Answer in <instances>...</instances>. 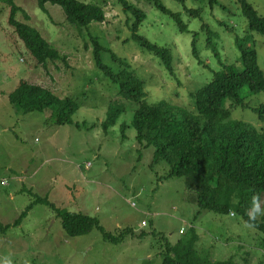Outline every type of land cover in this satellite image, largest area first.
<instances>
[{
	"label": "rangeland",
	"instance_id": "374dc122",
	"mask_svg": "<svg viewBox=\"0 0 264 264\" xmlns=\"http://www.w3.org/2000/svg\"><path fill=\"white\" fill-rule=\"evenodd\" d=\"M77 1L101 5L104 23L78 31L65 22L57 6L46 4V14L35 0H13L20 10L15 20L35 29L60 55L43 67L8 25L10 10L0 1V223L10 227L0 235V264H161L165 244L174 245L190 230L198 236V255L212 262L264 264L262 235L244 224L235 208L224 215L199 213L183 178H166L169 166L163 161L151 166L153 150L136 143L131 127L135 104L118 94L92 57L95 40L103 48L104 66L119 72L114 56L144 81L145 103L165 101L192 111L190 94L207 85L221 66L241 71L236 38L250 39L264 76V37L248 31L236 0H217L218 6L202 0H159L180 15L186 33L178 32L168 16L144 0H127L146 16L137 35L171 52L173 79L157 58L131 39L126 27L131 16L115 0ZM246 1L264 18V0ZM185 9L197 10L199 16L189 17ZM202 26L214 34L215 55L205 46ZM195 34L200 64L191 56ZM20 81L42 87L59 100L74 101L79 108L71 120L80 128L57 126L51 109L23 114L10 105L8 95ZM241 96L245 107H234L230 120L264 130V119L253 111L264 104V94L251 95L244 89ZM113 102L125 111L104 134L100 124ZM37 197L57 210L95 219L111 236L129 229L133 237L115 245L93 229L69 238L56 214L44 205H33L21 224L12 227Z\"/></svg>",
	"mask_w": 264,
	"mask_h": 264
},
{
	"label": "trees",
	"instance_id": "16d2710c",
	"mask_svg": "<svg viewBox=\"0 0 264 264\" xmlns=\"http://www.w3.org/2000/svg\"><path fill=\"white\" fill-rule=\"evenodd\" d=\"M0 1L10 10L8 25L38 65L43 67L47 62L60 59L59 53L35 29L15 20V15L20 10L13 0ZM35 1L38 10L43 13H46V4L60 8L65 22L78 31L86 29L91 23L102 24L105 21L104 9L99 4H85L77 0ZM115 1L123 13L131 16L126 23L131 39L142 52L157 58L166 73L175 79L173 57L169 49L151 44L137 35L139 26L146 19L145 14L127 0ZM144 1L168 16L178 32H187V26L180 15L171 13L159 0ZM174 1L184 4V0ZM202 1L210 6L219 5L217 0ZM236 1L246 20L248 31L264 37V18L246 0ZM198 12L185 9V14L189 17H198ZM202 28L206 30L205 46L215 55L214 34L205 26ZM246 38L235 39L241 71L236 72L232 67L221 66V70L213 74L207 85L198 89L195 94H190L192 111L165 101L145 103L144 81L124 61L114 56L112 60L118 63L120 71L113 72L104 66L100 61L103 48L95 40H92V57L94 66L111 84L117 86L118 94L135 104L131 127L135 131L136 143L142 149L153 150L151 166L163 161L169 166L166 178H183L185 189L197 205L199 213L205 211L224 215L231 208H235L243 223L262 235L260 246L264 250V130L258 132L248 124L230 120V111L234 107H245L241 96L244 89L251 95L264 94V76L257 65L256 52L249 45L250 39ZM196 41L195 34L190 44L191 56L200 64ZM8 102L23 114L41 113L51 109L57 126L73 125L80 128L79 124H74L71 120L79 106L71 99L59 100L50 91L37 85L20 81L8 95ZM124 111V106L116 102L108 106L106 116L100 124L104 134L116 124ZM253 111L260 120L264 119V104ZM124 128L122 125L121 129ZM33 205H44L53 211L60 220L64 234L69 238L86 235L93 229L98 230L103 241L110 244L116 245L127 237H133V232L129 229L121 231L117 236H111L98 226L95 219L57 210L46 199L38 197L21 213L12 227L21 224ZM9 228L8 225L0 223V235H4ZM197 242L198 236L190 230L174 245L165 244L161 253V264H235L231 259L212 262L198 255L195 250Z\"/></svg>",
	"mask_w": 264,
	"mask_h": 264
},
{
	"label": "built area",
	"instance_id": "2783aa9c",
	"mask_svg": "<svg viewBox=\"0 0 264 264\" xmlns=\"http://www.w3.org/2000/svg\"><path fill=\"white\" fill-rule=\"evenodd\" d=\"M2 185H6V183L2 182ZM143 225H144V223H143Z\"/></svg>",
	"mask_w": 264,
	"mask_h": 264
}]
</instances>
